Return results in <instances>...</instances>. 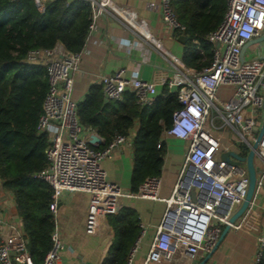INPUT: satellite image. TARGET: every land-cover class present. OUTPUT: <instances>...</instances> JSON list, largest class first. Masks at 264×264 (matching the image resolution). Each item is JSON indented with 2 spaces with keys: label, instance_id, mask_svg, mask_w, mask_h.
<instances>
[{
  "label": "built area",
  "instance_id": "built-area-1",
  "mask_svg": "<svg viewBox=\"0 0 264 264\" xmlns=\"http://www.w3.org/2000/svg\"><path fill=\"white\" fill-rule=\"evenodd\" d=\"M91 7L89 34L97 30V21L106 12L114 11L127 20L147 41L152 36L145 22L135 20L134 14L118 7L112 0H83ZM43 13V0H34ZM150 9H160L162 19L171 30H184L178 21L171 0L150 2ZM264 34V0H227V9L220 26L204 37L215 44L213 59L201 70L185 67L173 58V71L157 81L129 76L126 69L100 76L99 82L108 100H120L124 92L135 93L141 105H152L158 87L168 86L177 92L180 107L174 111L171 126L166 134L189 142L185 162L180 170L171 196L163 199L166 211L150 245L147 262L166 261L185 264L199 252L209 254L218 243L226 226L240 229L242 222L253 211L256 195L264 188V134L257 148L256 159L262 162L255 195L246 212L234 223L231 217L246 198L249 186L248 171L244 163L234 158L224 159L222 154L232 151L224 146L222 134L231 127L238 135L232 145L249 148L260 127L258 115L264 104V45L248 48L244 61L240 59L242 47ZM200 54L204 50L200 47ZM219 43V46H216ZM264 44V43H260ZM29 62L46 66L48 91L42 104L37 131L48 135L46 149L49 165L32 176L47 182L53 190L50 209L56 214L58 202L65 192H86L92 197V212L108 206L109 200L120 197H139L161 200L158 191L161 178L148 177L136 192H125L111 182L102 162L112 157L113 151L127 142L128 137L117 135L105 147L91 142L92 136L103 138L84 127L78 116V103L72 98L76 74L80 72L81 54L71 52L56 43L50 49L31 50ZM221 86H231L233 93L227 101L218 95ZM248 110L247 116L242 113ZM217 120H222L218 124ZM261 121L263 119L261 118ZM223 133V132H222ZM160 146V145H159ZM158 146V147H159ZM238 153V152H236ZM1 192V186H0ZM140 234L128 255L131 264L141 247L147 227L141 222ZM52 248L42 264H60L62 244L58 233L52 234ZM264 252V232L258 237V250L253 264H260ZM0 264H34L24 237L22 225L4 222L0 217Z\"/></svg>",
  "mask_w": 264,
  "mask_h": 264
},
{
  "label": "trees",
  "instance_id": "trees-1",
  "mask_svg": "<svg viewBox=\"0 0 264 264\" xmlns=\"http://www.w3.org/2000/svg\"><path fill=\"white\" fill-rule=\"evenodd\" d=\"M171 7L184 26L174 31L184 46L182 62L201 70L211 63L215 49L204 37L222 23L227 0H171ZM90 22L91 7L83 0L49 1L43 13L34 0H0V185L13 195L34 264H42L52 248L56 221L50 209L52 188L32 176L49 165L48 135L37 131L49 86L47 69L27 57L31 50L50 49L58 42L80 53ZM194 40L199 41L203 55ZM179 107L177 92L168 86L160 87L155 102L144 106L131 90L120 100H108L98 83L88 89L77 111L80 123L104 139L100 148L117 135L129 137L134 130L131 190L136 192L148 177H161L167 152L164 136ZM238 149L240 156H247V147ZM108 221L115 241L106 263L127 264L141 231L137 214L121 208L109 214ZM260 264H264V252Z\"/></svg>",
  "mask_w": 264,
  "mask_h": 264
},
{
  "label": "crops",
  "instance_id": "crops-1",
  "mask_svg": "<svg viewBox=\"0 0 264 264\" xmlns=\"http://www.w3.org/2000/svg\"><path fill=\"white\" fill-rule=\"evenodd\" d=\"M43 1L47 3L53 0ZM112 1L118 7L134 14L135 20L145 22L152 41L144 39L116 12L109 11L102 15L97 21V30L88 36L86 45L80 52V72L76 74L72 94V98L77 102L83 100L93 84L100 83L99 79L102 75H110L126 69L129 76L157 81L161 76H169L172 73L173 58L182 62L184 46L162 19L161 10L148 8L150 2L158 4L161 0ZM262 45L264 44L249 48L257 50ZM229 87L231 86L219 88L218 95L222 101H227L230 97L233 88L231 87L230 92ZM220 134L223 142L224 133H215V135ZM133 135L134 130L127 142L116 148L112 157L102 162L109 180L120 185L126 193L132 192ZM164 141L167 152L158 191L161 200L123 196L108 201L112 212L101 208L94 213L91 208L92 197L89 193L65 192L61 196L55 214L56 231L62 244L60 264H107L106 260L115 241V232L108 221V215L116 213L121 208L133 209L139 222L147 227L141 247L131 264H172L166 261H146L157 226L166 211L167 206L163 199L171 196L189 147L188 141L167 134L164 136ZM223 144L229 146L230 150L239 152L238 147L231 142H223ZM255 163L259 170L262 169L260 159H256ZM254 202V209L242 222V227L230 228L211 256L199 252L194 259L188 260L185 264H200L204 260V264H253L258 250V237L264 232V188L256 195ZM0 217L4 222L21 226L20 218L15 213L13 195L2 186ZM241 221L242 218L238 223Z\"/></svg>",
  "mask_w": 264,
  "mask_h": 264
},
{
  "label": "water",
  "instance_id": "water-1",
  "mask_svg": "<svg viewBox=\"0 0 264 264\" xmlns=\"http://www.w3.org/2000/svg\"><path fill=\"white\" fill-rule=\"evenodd\" d=\"M260 43H264V34L260 37L254 38L251 41H248L241 50V54H240V59L243 62L245 59V52L246 50L253 45H257ZM216 46H219V43H216ZM255 132L257 134L255 141L253 142V144L251 145V147L248 150L247 156L246 157H242L240 156L238 153L234 152V151H229L227 152L223 158L230 160V158H234L237 162L239 163H244L246 165V169L248 171V178H249V186H248V190H247V195L245 200L243 201V203L241 204V206L237 209V211L234 213V215L231 217L230 221L232 223H234L236 220H238L241 216H243V214L246 212L247 208L249 207L254 195H255V191H256V185H257V177L259 174V170L256 167V155H257V148L260 144V141L262 139V136L264 134V104H263V121H262V125L260 127H256ZM91 142H98L99 144H103L101 139L99 137L96 136H92ZM230 229L229 226H226L224 231L221 233L220 239L218 241V243L216 244V246L214 247L213 251L211 253L208 254V257L211 256V254H213V252L217 249V247L219 246L220 242L222 241L224 235L227 233V231ZM205 260L203 262H201L200 264H204Z\"/></svg>",
  "mask_w": 264,
  "mask_h": 264
},
{
  "label": "rangeland",
  "instance_id": "rangeland-1",
  "mask_svg": "<svg viewBox=\"0 0 264 264\" xmlns=\"http://www.w3.org/2000/svg\"><path fill=\"white\" fill-rule=\"evenodd\" d=\"M229 88H230V92H231V87H229ZM232 93H233V91L231 92V94H229L230 97H231ZM245 111L242 113V117H244L245 114L247 116V113H249L248 111H246V113H245ZM258 115H260L259 125L261 126L262 125L261 118L263 119V110H259L258 111ZM217 123L221 125L222 124V120H217ZM219 132H221V133L223 132L224 133L223 134V142L224 143H227V142H231L232 143L238 137L237 133L231 127H227V128H225L223 130H220Z\"/></svg>",
  "mask_w": 264,
  "mask_h": 264
}]
</instances>
